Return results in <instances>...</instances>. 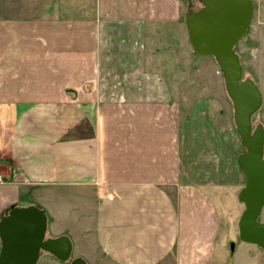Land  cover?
I'll return each instance as SVG.
<instances>
[{
    "label": "crops",
    "instance_id": "obj_1",
    "mask_svg": "<svg viewBox=\"0 0 264 264\" xmlns=\"http://www.w3.org/2000/svg\"><path fill=\"white\" fill-rule=\"evenodd\" d=\"M180 17L179 0H0V217L37 204L57 220L58 195L89 264H264L228 240L242 141L224 79L159 61Z\"/></svg>",
    "mask_w": 264,
    "mask_h": 264
},
{
    "label": "water",
    "instance_id": "obj_2",
    "mask_svg": "<svg viewBox=\"0 0 264 264\" xmlns=\"http://www.w3.org/2000/svg\"><path fill=\"white\" fill-rule=\"evenodd\" d=\"M199 1V10L185 14L189 39L195 53L215 58L233 104L236 130L246 149L238 158L246 175L239 194L245 205L238 221L239 239L264 252V224L259 220L264 207V125L258 123L253 128V116L262 106L263 94L253 79L244 78L235 50L252 20L253 1ZM47 229V212L40 205L11 206L0 217V264H53L39 262L43 253L67 264H89L82 256L72 257L73 242L68 235L47 237Z\"/></svg>",
    "mask_w": 264,
    "mask_h": 264
},
{
    "label": "rangeland",
    "instance_id": "obj_3",
    "mask_svg": "<svg viewBox=\"0 0 264 264\" xmlns=\"http://www.w3.org/2000/svg\"><path fill=\"white\" fill-rule=\"evenodd\" d=\"M180 1V19L183 22V18L185 14L188 11H195L199 10L202 7V3L199 0H179ZM253 1V15L252 20L250 22V25L246 31V33L243 35V37L236 43L235 50L240 55L241 63L243 65V74L244 78L249 77L253 79L261 89V92L263 94V103L261 108L254 114L253 116V124L262 123L264 125V0H252ZM178 28V34L174 37L172 41H169L171 44L169 46L170 50L172 51L171 56H167V58H164L162 61L159 58V61L164 63L165 61H171L174 64L175 71H165L166 75L169 79H175L177 77V69L179 80L181 81H189L191 80L194 75H198L199 77V70L195 74H193V71L198 65L204 68V74L206 80L212 84L216 80V74H215V68L217 66L218 70V76L220 80L223 78L222 73L219 69V66L215 60V58L212 55H201L194 52L190 39H189V33L187 25L183 24L182 28L180 26H177ZM161 47L153 46V51L158 53H163V44L159 42L158 44ZM175 46L179 49V64L177 67V61L176 56L174 54L175 52ZM177 49V48H176ZM168 52V50H166ZM178 54V53H177ZM166 66V65H164ZM171 68V67H170ZM173 69V68H172ZM221 104V103H220ZM224 108V118H225V124L227 125L226 128L229 129L232 127V130L234 131V136L236 138H239V134L236 130L235 124H234V118H233V104L230 100L227 92H226V99L225 103L222 105ZM240 139V138H239ZM241 152L245 151L244 145L241 143ZM1 170V168H0ZM232 177L233 175L236 176V171L234 168L231 169ZM234 173V174H233ZM237 181V180H236ZM245 173L242 170V185L245 186ZM238 183V182H236ZM242 187V189H243ZM62 191H60L61 193ZM66 194H69V191H64ZM62 196V194H61ZM237 196V195H236ZM51 203L55 204L54 212L57 213V220L55 218L51 217V214L47 212L48 216V229H47V237H56L62 234H65L62 232L63 230H67L69 232H72L73 237L75 238L72 240V236L69 235L72 242H73V251H72V257L75 256H81V254L89 253V241H86L83 237L79 236V234H74L80 231V225L79 222L76 221L75 216H68L66 212L63 211V204L62 209L60 208V204L63 203L61 198L59 200L58 195H52L50 196ZM73 201V200H71ZM245 205L243 202L237 201L234 199V201H230L227 203V211L232 216V224H231V231L233 234H230L232 239V242L230 243V247L232 248L231 253H234L236 251L235 249V243L238 241H241L239 239V232H238V217L244 210ZM45 209V208H44ZM261 222H264V208L262 210L261 216L259 218ZM239 243V242H238ZM75 245V248H74ZM259 247V246H258ZM262 249V248H261ZM95 249H91V251H94ZM92 254V252H91ZM88 255V254H87ZM90 255V254H89ZM95 256V255H94ZM83 257V256H82ZM264 258V256H262ZM40 263H53V264H67L66 262L59 261L56 257L49 253H43L40 258ZM230 262V260H229ZM232 262V261H231Z\"/></svg>",
    "mask_w": 264,
    "mask_h": 264
},
{
    "label": "flooded vegetation",
    "instance_id": "obj_4",
    "mask_svg": "<svg viewBox=\"0 0 264 264\" xmlns=\"http://www.w3.org/2000/svg\"><path fill=\"white\" fill-rule=\"evenodd\" d=\"M258 124V123H257ZM257 124H253V128H255V126L257 125ZM246 150V149H245ZM244 152V151H243ZM245 173V172H244ZM245 179H246V175H245ZM264 208V207H263ZM263 210V209H262ZM261 213H262V211H261ZM260 216H261V214H260ZM260 218V217H259ZM261 222V221H260ZM261 223H263L264 224V222H261Z\"/></svg>",
    "mask_w": 264,
    "mask_h": 264
}]
</instances>
